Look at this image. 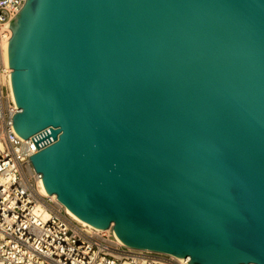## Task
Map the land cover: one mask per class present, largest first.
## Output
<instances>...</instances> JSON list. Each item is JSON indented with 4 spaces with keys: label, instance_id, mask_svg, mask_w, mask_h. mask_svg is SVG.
Segmentation results:
<instances>
[{
    "label": "water",
    "instance_id": "obj_1",
    "mask_svg": "<svg viewBox=\"0 0 264 264\" xmlns=\"http://www.w3.org/2000/svg\"><path fill=\"white\" fill-rule=\"evenodd\" d=\"M13 130L48 195L127 248L264 264V0H25Z\"/></svg>",
    "mask_w": 264,
    "mask_h": 264
},
{
    "label": "built area",
    "instance_id": "obj_2",
    "mask_svg": "<svg viewBox=\"0 0 264 264\" xmlns=\"http://www.w3.org/2000/svg\"><path fill=\"white\" fill-rule=\"evenodd\" d=\"M25 0H0V264H189L167 254L127 248L112 228L98 231L69 213L48 195L31 157L33 138L14 130L19 113L11 89V70L4 60L7 27ZM8 45V44H7Z\"/></svg>",
    "mask_w": 264,
    "mask_h": 264
},
{
    "label": "bare ground",
    "instance_id": "obj_3",
    "mask_svg": "<svg viewBox=\"0 0 264 264\" xmlns=\"http://www.w3.org/2000/svg\"><path fill=\"white\" fill-rule=\"evenodd\" d=\"M7 42H4L3 44V47H4V54H3V57H4V60L5 62L7 63L8 65V60H7ZM70 214H72L70 211H69ZM73 216H75L74 214H72ZM76 217V216H75ZM77 218V217H76ZM78 219V218H77Z\"/></svg>",
    "mask_w": 264,
    "mask_h": 264
}]
</instances>
